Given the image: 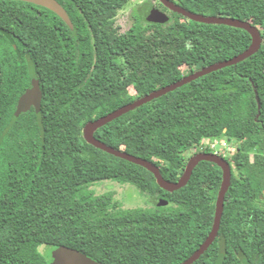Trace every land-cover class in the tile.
Listing matches in <instances>:
<instances>
[{
    "label": "trees",
    "instance_id": "1",
    "mask_svg": "<svg viewBox=\"0 0 264 264\" xmlns=\"http://www.w3.org/2000/svg\"><path fill=\"white\" fill-rule=\"evenodd\" d=\"M57 1L70 24L43 6L0 0V264H50L48 253L63 245L103 264H177L211 230L222 169L199 161L183 187L167 191L146 168L89 144L83 127L241 53L251 36L188 19L159 0L163 21H147L139 11L123 31L117 15L131 0ZM172 1L250 22L262 38L259 50L127 112L94 136L152 162L169 181L181 177L192 155L211 152L201 149L205 140L236 142L226 157L232 175L217 236L192 264H264V0ZM32 72L40 109L14 118ZM104 180L132 185L157 204L125 208L114 191H94Z\"/></svg>",
    "mask_w": 264,
    "mask_h": 264
},
{
    "label": "water",
    "instance_id": "2",
    "mask_svg": "<svg viewBox=\"0 0 264 264\" xmlns=\"http://www.w3.org/2000/svg\"><path fill=\"white\" fill-rule=\"evenodd\" d=\"M19 1H26L50 9L51 11L59 15L63 20H65V22L70 24V19L68 17L66 10L57 0H19ZM159 1L169 10L182 14L186 18L194 21L207 23V24L229 25L244 29L250 34L251 43L244 51L231 58L224 59L209 65H205L183 76L181 79L173 83L158 88L142 97L133 100L128 104L123 105L122 107L114 111L109 112L106 115L99 117L96 120L86 123L83 127V136L84 139L94 147L101 149L116 157L125 159L129 162H132L134 164L146 168L147 170L153 173L157 184L162 189L167 191H175L183 187L189 180L194 167L197 165L199 161L205 160V161L213 162L222 169V182L215 203V213H214V219L211 230L207 235V237L205 238V240L188 258L177 263V264H192L208 249V247L213 243V241L217 236L220 227L221 217L223 214L225 194L231 183V167L229 162L224 157L216 155L215 153L212 152H197L194 155H192L191 158L188 160L181 177L177 181H169L163 177L158 166H156L152 162H149L141 157L132 155L126 151L116 149L113 146L100 141L94 136V132L98 128L126 114L127 112L137 107H140L150 102L153 99L159 98L162 95L169 93L178 87H181L208 73L214 72L216 70L222 69L230 65H235L238 62L245 60L246 58L250 57L259 50L262 43V38L260 36V32L257 29V27L252 25L248 21H244L243 19L227 17L222 15H204L188 10L172 0H159ZM144 17L147 21L157 22V21H163L166 15L164 12L156 8L149 7L145 9ZM41 99H42V91L40 88L39 80L36 74L32 72L29 86L22 92V94L18 98L16 108L13 113L14 118L18 117L21 113L28 111L31 107H34L36 110H39L41 106ZM152 200L155 199L153 198ZM48 260L50 264H103L89 257L80 250L64 245L51 250L48 253ZM217 264H221L220 259L217 262Z\"/></svg>",
    "mask_w": 264,
    "mask_h": 264
},
{
    "label": "rangeland",
    "instance_id": "3",
    "mask_svg": "<svg viewBox=\"0 0 264 264\" xmlns=\"http://www.w3.org/2000/svg\"><path fill=\"white\" fill-rule=\"evenodd\" d=\"M143 2H146V4L145 6L142 7ZM155 3H156V0H131L129 4L124 9H122L117 15V23H119L121 31L126 30L128 28L127 16L129 14H132L138 11L141 12L143 8L145 9V7L148 6L147 4L154 5ZM180 69L183 73L188 72V68L185 65H181ZM128 90L131 95L133 96L135 95V91L132 87H129ZM92 188L94 189L96 193H102L108 190L114 191L116 194V197L119 198V200H121L122 205L125 208H133V207H138V206L142 207V206L150 205V203L147 201V199H149L150 196L146 194H141L137 188L129 184H119L111 180H104V181L96 182L92 186ZM39 249L42 252H45L47 249V246L41 245Z\"/></svg>",
    "mask_w": 264,
    "mask_h": 264
},
{
    "label": "built area",
    "instance_id": "4",
    "mask_svg": "<svg viewBox=\"0 0 264 264\" xmlns=\"http://www.w3.org/2000/svg\"><path fill=\"white\" fill-rule=\"evenodd\" d=\"M209 148L212 153H215L220 156H228L235 152L237 144L234 141H230L225 138H214L207 139L203 142V148Z\"/></svg>",
    "mask_w": 264,
    "mask_h": 264
},
{
    "label": "flooded vegetation",
    "instance_id": "5",
    "mask_svg": "<svg viewBox=\"0 0 264 264\" xmlns=\"http://www.w3.org/2000/svg\"><path fill=\"white\" fill-rule=\"evenodd\" d=\"M159 1L158 0H156V3L154 4V5H150V4H147V5H149V7H153V8H156V9H158V10H160L161 11V8H160V5H159V3H158ZM143 3H146V2H143ZM142 4V3H141ZM146 5V6H147ZM139 6V5H138ZM149 7H145V9H147V8H149ZM144 9V8H143ZM145 9L142 11L143 13L145 12ZM139 12V11H138ZM133 14V13H132ZM132 14H129L128 16H127V19L129 20L130 19V17H131V15ZM18 101V100H17ZM17 104V103H16ZM15 108H16V105H15ZM237 144V143H236ZM236 150H237V147H236ZM235 150V151H236ZM235 153V152H234ZM234 153H232V154H230V155H228V156H224V158L226 159V157L227 158H230V157H232V155L234 154ZM217 155V154H216ZM220 156V155H219ZM221 157H223V156H221ZM227 160V159H226ZM228 161V160H227ZM229 162V161H228ZM230 164V163H229ZM230 167H231V165H230ZM231 175H232V172H231ZM148 197V196H147ZM155 199V200H152V199ZM157 198H155V197H152L151 196V198L149 197V199H147V201L150 203V205L149 206H152V205H155V204H157ZM148 206V205H147ZM139 207V206H138ZM142 207H146V206H142ZM134 208V207H133Z\"/></svg>",
    "mask_w": 264,
    "mask_h": 264
}]
</instances>
